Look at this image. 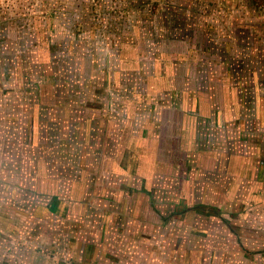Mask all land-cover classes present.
I'll use <instances>...</instances> for the list:
<instances>
[{"label":"rangeland","instance_id":"rangeland-1","mask_svg":"<svg viewBox=\"0 0 264 264\" xmlns=\"http://www.w3.org/2000/svg\"><path fill=\"white\" fill-rule=\"evenodd\" d=\"M252 1L263 7L264 0H0V96L13 95L11 106L20 109L24 93L37 103L47 84L39 81L40 64L50 62L56 78L51 83L58 88L48 85L44 95L64 96L70 75L65 68L92 62L113 91L106 89V112L120 115L134 87L123 81L122 69L138 70V100L150 95L157 73L169 84L178 73L175 89L155 95L156 113L175 106L187 88L206 91L211 114L198 117L195 151L200 158H225L237 176L222 198L231 205L219 206L218 218L206 216V204L217 205L210 192L202 193L206 181L197 192L190 190L184 179L191 175L179 177L147 157L142 161L146 152L138 144L117 154L91 144L82 151L52 149L51 135L48 142L39 133L38 144L28 149L20 120L5 128L12 123L1 117L0 144L6 147L11 137L16 145L13 152L0 151V264H80L82 243L99 240L104 245H97L96 264H122L116 253L123 249L155 258L147 263L144 255L135 257L137 264H264V9L258 13ZM6 65L13 71L8 78ZM84 74L82 84H73L81 90L88 83ZM141 115L147 117L145 111ZM114 117L109 114L116 122ZM242 153L253 159L255 174L240 175ZM246 179L258 181L263 191ZM54 199L61 200L63 217L41 209ZM103 224L107 240L101 239ZM141 226L138 243L135 231ZM167 251L175 257L163 263Z\"/></svg>","mask_w":264,"mask_h":264},{"label":"crops","instance_id":"crops-1","mask_svg":"<svg viewBox=\"0 0 264 264\" xmlns=\"http://www.w3.org/2000/svg\"><path fill=\"white\" fill-rule=\"evenodd\" d=\"M97 67L98 65L95 66L94 63L92 64V62H87L78 68L81 74V81L84 77V73L88 75V83L86 84V87H84L82 98L77 99L78 101L84 102V98L85 101L88 102V107L85 108L79 106V110L75 108V113L73 114L74 121L83 122V133H79L78 141L83 142L85 146H87L86 144H91L93 147H90L101 148L103 151H105V149H114L113 151H115L116 149V154L120 151L124 152L126 145H129V148H131L133 143L138 144V148L143 149L146 152L143 154L144 156L139 154L140 157H142V161H145L146 158L144 157H147L149 158V161L157 164V166L159 164L165 165L168 168V172H173L175 175H179V177H183V174L191 175L188 180H184L190 184V190L194 192H197L202 186L199 182L204 183L206 181L203 185L202 193L208 194V192H210L212 196H214L216 200L215 203L218 207L224 205L229 207L232 202H229L228 200L223 201L222 198L227 196L228 192L231 191V178H234L235 180L237 179V176L233 175L234 173L232 174L228 170L230 163L226 165L225 158H222L217 154L214 156L208 155L200 158V153L195 151L196 141L199 137L197 127L198 117L201 115L208 116L211 114L210 112L209 114L208 111L212 106V101L210 99L203 98V93H206V91L198 89L191 90L190 88H187L186 93H181V97H179L181 100L176 102L175 106H166L164 109L165 113L160 115L156 113V110H158V102L154 99L155 95L158 94L159 90H161L160 92L162 94L168 93L171 86L175 89L178 82V73L175 76H172L173 80L169 84L168 81H166L167 79L162 76L160 77L161 73L159 74L156 71L155 74H157L155 77H152V85L149 84V90L147 89V92L150 95H148L147 99H143V97H141V99L138 100L140 97H135L141 92L136 87L139 80H141L140 74L137 73L138 70L136 71L131 68H125L121 71V78L124 82L130 80L131 85L134 86L133 92L131 93L133 94L132 98L134 99H130L129 97L123 101L125 108L121 107V115L118 111H116L117 113H110V110L106 112L103 103L106 102L109 107V100H105L104 96L106 94V89L109 92L113 91H110L108 83L105 85L103 80H101L102 76L103 78L105 76L104 70ZM75 68L76 67L74 66L73 69L75 70ZM10 71L11 68L9 65H6L5 72L7 74V78L8 76L10 77ZM169 71L170 67L169 69L167 67V72ZM74 72H76V70ZM95 87L98 89V92H96V90L93 92ZM47 88H49L48 85L41 86L37 95V103L41 104L42 102L44 104H48L49 102H52L54 105V102H57V96L56 94L55 96L52 95L53 91H51V89V94L44 95L43 91H47ZM164 88L168 89L166 90ZM137 91H139V93H137ZM30 96L31 95L24 93L22 97H25V101L23 102H28V105L33 106L30 102ZM13 97V95L7 93L5 96H0V101H6V103H0V119L5 118L11 121V123L12 118L9 115V112H12V110H9L7 102H10ZM131 104L134 109L139 110L138 113L132 111L133 108L131 107ZM116 108L117 110L119 109L118 107ZM225 108L228 109L226 110L227 112H225V114L227 113L226 116L231 117L233 111L232 108H228V105H226ZM141 111H145L148 118L145 117L144 120H142ZM32 112H35L38 116L37 108L36 111ZM134 113L136 115H134ZM166 113H168V115ZM109 114L114 115V118L117 121L115 122L109 119ZM111 123H113L114 126L110 128L109 125ZM239 156L244 158V168L242 166L241 169H243V171L240 175L245 176V174H248V176H251L253 173L255 174L254 168L256 166L254 165L255 163L253 159H245L247 155L243 153L239 154ZM154 168L155 170H153L155 173H162L157 169V167ZM205 175L210 179L203 180ZM214 176L217 178L212 180L211 178ZM246 180V182L252 185V188L255 189L256 187V191H263V189L257 188L259 186V182L255 179ZM181 181H183V179ZM206 205L211 206L208 204Z\"/></svg>","mask_w":264,"mask_h":264},{"label":"trees","instance_id":"trees-1","mask_svg":"<svg viewBox=\"0 0 264 264\" xmlns=\"http://www.w3.org/2000/svg\"><path fill=\"white\" fill-rule=\"evenodd\" d=\"M253 4L256 6V1H252ZM250 4H252L251 2H249ZM248 3V4H249ZM259 6H263V7H259L258 5L254 8V10H256L258 13L262 12V10L264 9V1L261 5ZM263 8V9H262ZM264 11V10H263ZM254 37L258 36L256 35V33H254V31L251 33ZM240 54L245 55L244 51H240ZM45 64H40L41 70L39 71L41 75H39V81H46L47 84L45 85H50L53 86L57 85V84H53L52 79H56L55 78V72H53V68L55 67H51V62L47 63V66H43ZM72 67V66H70ZM14 69V68H13ZM75 70L77 72H79L78 68L76 67ZM74 70V71H75ZM59 71V70H58ZM74 71L69 70L68 66L65 68V70L63 71L64 73L69 72V76L66 77L67 79V87L65 88L67 89V92L64 96H59L57 97V102L53 100L54 105L52 102H49L48 104H44L41 102V104L39 103H35L33 106L28 105V102H22L19 107L20 109H17L16 107H13L10 105V102H7V106L9 107V110H12V112H9V115L12 118V124L11 125H6L5 128H13L12 125H14V121L17 120L21 122V128L22 131L19 132L21 133V140L22 143L24 144L25 147H29L28 149L32 148L34 145L38 144V142L35 140L38 137V134L40 133V137L39 140H45L48 141L49 140V136L47 135H51L52 139L51 142H49V146L52 149H78V150H84L83 146L84 143L81 141H78V136L79 133H83V122H76L74 121V113H75V108L77 110H79V106L81 107H88L87 104L88 102L85 101V99L83 98V101L85 103H83L82 101H76V104L74 102V98L76 96H78L79 98H82V93L83 90H81L79 86L77 85H73L74 83L78 82L79 84L83 83L81 81V74L76 73ZM13 72V71H12ZM49 72V73H48ZM61 73V71H60ZM60 75V74H59ZM63 76V73L61 75V77ZM71 80V81H70ZM38 81V84H39ZM70 81V82H69ZM51 83V84H49ZM63 84V83H62ZM58 86V85H57ZM57 86H55L54 88H56ZM66 87V85H64ZM58 88V87H57ZM96 90V92H98V89L95 87L93 89V92ZM66 97L68 100H72V104H74L73 108H70L71 104H67L63 102V99ZM22 100L25 101V97H22ZM48 101V100H47ZM13 104V103H12ZM56 104V107H55ZM39 107V108H38ZM14 108H15V113H14ZM36 108L38 110V116L35 114V112L32 111H36ZM47 111V112H46ZM73 115V116H72ZM73 120V124L72 126L70 125V121ZM75 124V125H74ZM0 125H2V123H0ZM12 130V129H11ZM12 133V131L10 132ZM10 133H6V134H10ZM47 137V138H46ZM9 143L6 147H3V144H0V151L1 149H6L7 151H14V147L16 145V142L12 141L11 137L8 140ZM2 143V142H1ZM12 143V145H11ZM65 147V148H63ZM49 148V147H48ZM3 151V150H2ZM1 154V153H0ZM82 155L80 159L82 160ZM36 157V156H35ZM12 160V158H11ZM13 161H15L13 159ZM12 163L14 164L15 162ZM14 175V173L12 174ZM61 200L60 199H54L51 200L47 205L42 206L41 209L44 211V213H46V215L51 214H56L59 215L60 217H63L64 213H59V212H64L61 211ZM208 208V212L202 213L205 214L206 216H212V217H217V211L219 210V207H214V206H205ZM213 211V212H212ZM224 220H227L225 218H223ZM228 223V222H227ZM53 226V225H51ZM101 234L103 237H101V239L105 238V240H107V235H108V226H106V228H104V224L101 226ZM145 230L143 228V226L138 227V229H136L135 233H136V240L138 241V243H142V238L141 236L143 235V231ZM104 245L102 243L101 240H99L98 242L95 241H90V242H84L82 243V257L84 259V262H80V264H89L90 262H93V264H96L97 258H96V254L95 251L97 249V245ZM116 245V244H113ZM57 248V247H56ZM124 253H116L118 255V257L120 259H122V264H137L138 261H135V257H139L141 258L145 253H143L142 256H140V252H135L136 254H130L128 249H123ZM195 252V251H194ZM139 253V254H138ZM107 254V253H106ZM166 257H165V261L163 263H167V262H171L170 257H175V255H173L172 251H167L166 252ZM146 262L147 263H151L152 261H154V257L152 256V254H146L144 255ZM125 257V258H124ZM194 259V258H193ZM55 264H67V262L64 261H55ZM73 263H75L73 261Z\"/></svg>","mask_w":264,"mask_h":264}]
</instances>
